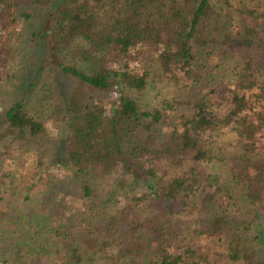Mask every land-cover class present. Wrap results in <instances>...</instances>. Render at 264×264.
<instances>
[{"label": "trees", "instance_id": "16d2710c", "mask_svg": "<svg viewBox=\"0 0 264 264\" xmlns=\"http://www.w3.org/2000/svg\"><path fill=\"white\" fill-rule=\"evenodd\" d=\"M54 1L0 51V264H264V0Z\"/></svg>", "mask_w": 264, "mask_h": 264}, {"label": "rangeland", "instance_id": "374dc122", "mask_svg": "<svg viewBox=\"0 0 264 264\" xmlns=\"http://www.w3.org/2000/svg\"><path fill=\"white\" fill-rule=\"evenodd\" d=\"M12 1L13 2L11 4L10 10H9V16H8V18H9L8 20L9 21H8L7 28L4 29V30H1L2 24H0V35L3 37L0 40V51H1V49H3V47L6 44L7 40L10 38V35L13 32L20 31L22 29V25L17 22V9L15 7V2H14V0H12ZM58 2H59L58 0L54 1L52 3V5L49 7V9H50L51 12H53L55 10V8L58 6L57 5ZM4 18H6V14H1V16H0V22H1V19L3 20ZM35 28H36V31H38L37 29L39 28V25L37 24L35 26ZM40 51H41L40 54H42L44 56L48 54V50L44 46H41ZM32 69L34 70V68H32ZM12 85L13 84H9L10 87H12ZM119 97L120 96H119L118 90L115 87L112 90V93L110 94V99H111V101L118 103L119 102ZM0 110H1V107H0ZM58 170H59L58 168L55 169L56 172ZM62 174H63V172H62ZM0 195H1V192H0ZM73 203L75 205H78L79 204L78 201H75ZM200 242H202V245L205 246V245L208 244L209 241L207 239L202 238V239H200ZM1 253L3 254L2 249L0 250V258H2V254Z\"/></svg>", "mask_w": 264, "mask_h": 264}, {"label": "built area", "instance_id": "2783aa9c", "mask_svg": "<svg viewBox=\"0 0 264 264\" xmlns=\"http://www.w3.org/2000/svg\"><path fill=\"white\" fill-rule=\"evenodd\" d=\"M116 89H117V87H116ZM118 90V89H117ZM118 93H119V91H118ZM119 96H120V94H119Z\"/></svg>", "mask_w": 264, "mask_h": 264}]
</instances>
